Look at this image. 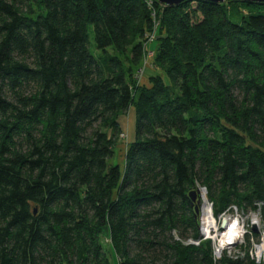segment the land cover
Listing matches in <instances>:
<instances>
[{"label": "trees", "instance_id": "1", "mask_svg": "<svg viewBox=\"0 0 264 264\" xmlns=\"http://www.w3.org/2000/svg\"><path fill=\"white\" fill-rule=\"evenodd\" d=\"M202 187L264 219V3L0 0V264H264L216 257Z\"/></svg>", "mask_w": 264, "mask_h": 264}, {"label": "rangeland", "instance_id": "2", "mask_svg": "<svg viewBox=\"0 0 264 264\" xmlns=\"http://www.w3.org/2000/svg\"><path fill=\"white\" fill-rule=\"evenodd\" d=\"M149 37H152L149 39V41L145 44V52H146V60L144 62V67L138 72V76H140V82L142 83H148V76L150 74H153L154 72H160L157 68H154L153 66V58L155 55V51L157 50L158 47V41L157 38L159 37L160 33L158 30V24L154 27V31L151 34H148ZM148 35L146 37H148ZM90 50L93 54L99 55L103 53V51L99 48H97L95 39H94V34L91 32L90 33V44H89ZM161 73V72H160ZM162 74V73H161ZM121 123V127L123 132L120 134L117 145L114 148V155L110 158V163L111 164H116L120 167L121 171H124L125 168V154L127 152V148L129 143H131L135 137H136V132H135V109L131 108L126 114L120 117L119 119ZM203 189L204 187L201 188V193L203 194ZM205 195V194H204ZM207 197V194H206ZM205 198V196H204ZM208 199V198H207ZM207 202V201H206ZM210 203V202H209ZM203 208H201L200 211V228L203 224ZM216 216V215H215ZM259 217L257 212H246L243 214L242 212L232 210L227 214V217L229 218H239L240 222L245 223L246 225V231L252 228V221L254 220V217ZM218 220V217H215ZM261 219V218H260ZM251 225V228L249 227ZM257 225V224H256ZM217 230L213 231L211 234H208V236H203L205 239H210L213 242V245L215 246V252L218 253L219 257H221L222 254L225 252L229 256H245V251L241 250V244L242 243H247V232L244 233L242 238L239 239L237 243L234 245H229L226 248H224L222 251L218 250V241H219V236L221 237V234L223 233L224 229H220V226H222V221L217 223ZM258 228V238L254 237L251 238L253 240V245L252 248H254L255 252V257H261V259L264 258V219L261 221L260 225H257ZM218 238V239H217ZM108 242V239H106ZM109 245V244H108ZM261 249V250H260ZM218 250V251H217ZM110 255L112 256L113 260H115V252L113 250L111 251ZM238 255V256H237ZM252 256V254H251Z\"/></svg>", "mask_w": 264, "mask_h": 264}, {"label": "bare ground", "instance_id": "3", "mask_svg": "<svg viewBox=\"0 0 264 264\" xmlns=\"http://www.w3.org/2000/svg\"><path fill=\"white\" fill-rule=\"evenodd\" d=\"M205 193L203 192V195ZM204 209V219L203 224L201 226V230L204 234H211L216 229V222L212 215V211L208 205L203 206ZM256 221V218H254ZM240 225V220L238 218L231 219L228 223H226V227H224L223 234L221 235V240L219 244V251H222L229 245H234L243 234V230ZM261 250V249H260Z\"/></svg>", "mask_w": 264, "mask_h": 264}, {"label": "built area", "instance_id": "4", "mask_svg": "<svg viewBox=\"0 0 264 264\" xmlns=\"http://www.w3.org/2000/svg\"><path fill=\"white\" fill-rule=\"evenodd\" d=\"M152 37H150V39H151ZM205 200L207 201L206 203L207 204H205V205H208L209 207H210V209H211V211H212V215H213V217H214V220H215V222H216V229H215V231L217 230V223L218 222H220V221H222V226H220V229H224V222H226V223H228L230 220H231V218H229V217H227V214L230 212V211H232V210H236V211H239V212H242L243 214H245L243 211H240L239 209H238V207H236V206H231L229 209H227L226 211H224V212H222V213H220L219 215H217V216H215V214H214V212H213V204L207 199V197L205 196ZM210 202V203H209ZM204 210V209H203ZM257 214L259 215V217H254V218H256V221L257 222H255L254 220L252 221V226L254 225V224H257V225H260L261 224V221L263 220L262 219V216L260 215V213L259 212H257ZM203 215H204V211H203ZM215 217H218V220L215 218ZM238 218V217H237ZM261 218V219H260ZM233 219V218H232ZM239 219V218H238ZM240 220V219H239ZM239 227H241L242 228V230H243V234H242V236L244 235V233H246L247 232V234L252 230V228H251V225L249 226L251 229H250V231L249 230H247L246 231V225H245V223H241L240 222V225H239ZM201 229V228H200ZM224 231V230H223ZM201 232H202V230H201ZM203 233V232H202ZM223 234V233H222ZM221 234V235H222ZM208 236V234H204L203 233V236ZM205 238H207V237H205ZM242 238V237H241ZM218 239V238H217ZM220 240H221V237L219 236V243H218V250H219V244L221 243L220 242ZM239 241V240H238ZM237 241V242H238ZM193 243H196V244H199V242H195V241H192ZM236 242V243H237ZM245 244V242L244 243H242L241 244V246L242 245H244ZM214 248H215V246H214ZM217 250V251H218ZM254 248H253V250L251 251V254H252V257L253 258H255L256 260H257V262L259 263V262H261V257L259 258L258 256L257 257H255V252H254ZM215 252V251H214ZM215 255H216V257L217 258H221V257H219V255H218V253H216L215 252ZM222 256V255H221ZM264 259V258H263Z\"/></svg>", "mask_w": 264, "mask_h": 264}, {"label": "water", "instance_id": "5", "mask_svg": "<svg viewBox=\"0 0 264 264\" xmlns=\"http://www.w3.org/2000/svg\"><path fill=\"white\" fill-rule=\"evenodd\" d=\"M158 1H159L163 6H170V7H173V6H176V5L180 4V3H181L182 1H184V0H158ZM204 1H207V2H213V3H223V2H225V1H227V0H204ZM238 1H242V2H244V3H247V2L264 3V0H238ZM203 192L205 193V195H203V194L201 193V188H199V189H197V190H195V191H193V192L191 193V197H192L193 201L197 203L196 206H195L196 213H200L201 208H203V206H204L205 204H207V203H206V200H205V198H204V196H206V194H207V189L204 188V189H203ZM223 225H224V227H226V222H224ZM252 230H253L254 232H257V231H258V228H257V225H256V224H254V225L252 226ZM200 233H201V236L203 237V233L201 232V229H200Z\"/></svg>", "mask_w": 264, "mask_h": 264}]
</instances>
